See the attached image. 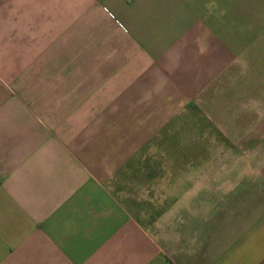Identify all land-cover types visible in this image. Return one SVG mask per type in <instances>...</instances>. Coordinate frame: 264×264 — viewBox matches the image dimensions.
<instances>
[{
    "label": "crops",
    "instance_id": "crops-1",
    "mask_svg": "<svg viewBox=\"0 0 264 264\" xmlns=\"http://www.w3.org/2000/svg\"><path fill=\"white\" fill-rule=\"evenodd\" d=\"M257 27L255 0H0V264H264Z\"/></svg>",
    "mask_w": 264,
    "mask_h": 264
},
{
    "label": "rangeland",
    "instance_id": "rangeland-1",
    "mask_svg": "<svg viewBox=\"0 0 264 264\" xmlns=\"http://www.w3.org/2000/svg\"><path fill=\"white\" fill-rule=\"evenodd\" d=\"M255 6H256V8L259 9V18H260L261 22H264V0H255ZM247 8H248V5H246V9ZM249 21L245 22V25L243 27L245 37H251V35H252L251 28L249 27L250 25H247ZM257 30H259L260 32L258 34H256V36H258L260 33L263 36L264 27H257ZM260 38H262V37H260ZM252 50H253V48H252ZM255 50L261 54V55H258V57H256V59L254 58L255 62H253L254 59L252 57H249L247 55L243 58V61H241V62H244L243 65L246 67L249 65H254L255 67H259V68L264 69V39H262L258 43H256V45L254 46V51ZM211 90L208 91V94H209V92H211ZM218 95L220 98V93H218ZM182 118L184 119L185 116H182ZM206 125H207V123L202 121L201 116L196 114L194 116V118L192 119V121L189 124H186L182 128V131H180L179 133H190L189 135L192 137L198 136L197 138H195V140L192 141V144L196 145V146H200V144H204L205 140H206V139H204V136L207 133L206 134L204 133V129L207 128L209 130H214L211 122L208 123L207 127H205ZM169 140H171V138H169ZM166 156L169 157L171 155L167 154Z\"/></svg>",
    "mask_w": 264,
    "mask_h": 264
}]
</instances>
